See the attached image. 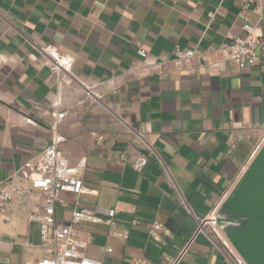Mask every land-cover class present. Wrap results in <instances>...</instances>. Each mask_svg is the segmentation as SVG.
<instances>
[{
    "label": "crops",
    "instance_id": "obj_1",
    "mask_svg": "<svg viewBox=\"0 0 264 264\" xmlns=\"http://www.w3.org/2000/svg\"><path fill=\"white\" fill-rule=\"evenodd\" d=\"M241 3L0 0V178L11 188L27 185L18 169L48 145L59 97L60 148L71 164L86 157L89 191L61 193L56 217L67 221L75 202L116 209L114 226L76 225L84 254L102 264H157L192 239L179 264H225L212 230L197 232L198 221L215 209L239 253L228 234L242 226L226 202L264 143V47L260 64L243 69L223 50L228 33L243 32ZM47 44L74 57L69 72L45 65ZM175 46L196 55L177 61ZM80 82L94 86L92 98H83ZM139 156L147 162L135 170ZM40 201L25 191L0 211V264L40 257L39 225L27 217ZM153 220L170 232L159 233L162 243L152 238Z\"/></svg>",
    "mask_w": 264,
    "mask_h": 264
},
{
    "label": "built area",
    "instance_id": "obj_2",
    "mask_svg": "<svg viewBox=\"0 0 264 264\" xmlns=\"http://www.w3.org/2000/svg\"><path fill=\"white\" fill-rule=\"evenodd\" d=\"M250 13L256 15L254 22L250 21ZM264 15V0H242L237 16L242 19L241 34L228 33L227 42L223 47L225 55L236 68L243 69L255 66L261 62L260 51L264 47V37L260 33V24ZM45 56L44 63L53 73L69 72L74 57L68 53H60L52 45H44L40 48ZM137 53L141 56L147 54L146 50L137 43ZM177 61L191 58L196 55L194 49L175 46L173 50ZM84 86L83 98L93 97V87L80 82ZM53 124L50 141L41 154L35 159L25 161L18 169L21 180L27 185L10 187L0 178V211L15 207L16 199L25 191L37 193L41 201L30 210L28 219L39 225V248L41 251L33 264H102L100 260L88 257L83 249L86 241L80 239L76 225L79 223H105L114 226L113 218L115 208L75 207L71 211L67 221H60L56 217V206L63 203L61 193L69 192L76 195L87 193L89 190L83 183V171L86 157L82 156L76 163L71 164L63 155L60 148L64 137L59 133L58 127L66 114L62 108L59 97L54 101ZM147 160L143 156L137 157L133 162V168L140 170ZM246 169H243L242 173ZM208 225L223 248L225 264H247L244 258L229 244L226 237L217 227L215 209L203 219L198 221L197 232L202 231ZM152 238L162 243L160 232L169 235V230L158 220L150 224ZM126 237V233L121 234ZM192 239L187 241L183 249L175 256L169 257L161 254L157 264H179L181 257L187 250ZM136 264H148L142 258L135 259ZM27 264V263H25Z\"/></svg>",
    "mask_w": 264,
    "mask_h": 264
},
{
    "label": "water",
    "instance_id": "obj_3",
    "mask_svg": "<svg viewBox=\"0 0 264 264\" xmlns=\"http://www.w3.org/2000/svg\"><path fill=\"white\" fill-rule=\"evenodd\" d=\"M226 204L232 209V219L242 226L228 234L239 253L247 264H264V143Z\"/></svg>",
    "mask_w": 264,
    "mask_h": 264
}]
</instances>
